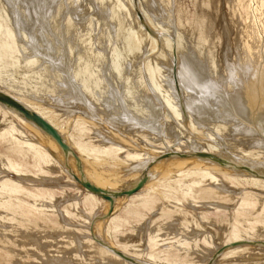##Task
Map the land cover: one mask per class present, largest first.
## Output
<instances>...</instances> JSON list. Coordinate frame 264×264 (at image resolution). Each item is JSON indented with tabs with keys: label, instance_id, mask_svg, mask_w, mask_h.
I'll use <instances>...</instances> for the list:
<instances>
[{
	"label": "bare ground",
	"instance_id": "obj_1",
	"mask_svg": "<svg viewBox=\"0 0 264 264\" xmlns=\"http://www.w3.org/2000/svg\"><path fill=\"white\" fill-rule=\"evenodd\" d=\"M143 1L144 8L136 3L140 14L134 10L132 15L124 0H83L77 9L81 0H0V93L45 120L67 146L0 100V139H12L18 131L21 136L13 148V158L21 161L15 177L8 176L12 169L5 165L10 153L4 160L0 154V264H264V0H225L230 25L218 28L221 0H188V8L183 0ZM94 4L96 12L88 14ZM152 16L173 28L190 27L193 34L186 36L196 37V46L192 41L183 45L184 33L174 41L179 55L174 77L163 75L165 56L156 58L161 51L171 55L167 40L172 43L173 36ZM175 124L189 138L180 136V144L167 147L162 139L175 142L168 129ZM245 145V150L238 147ZM75 151L87 155V161ZM45 176L83 186V204L73 206L88 213L90 218H82L91 231L59 227L54 197L29 181ZM85 184L116 195L119 203L126 198L121 215H114L112 200ZM229 184L247 189L237 199L238 194L220 191H233ZM193 185L217 193L219 200L211 205L218 208L238 200L227 219L198 214L215 231L183 224L182 233L170 228L161 235L150 228L155 218L133 224L137 219L130 213L144 216L159 199H176L182 214ZM101 205L102 215L94 216ZM243 206L252 211L246 214ZM159 219L174 220L169 213ZM54 224L69 235L48 234ZM121 224L135 228L126 245H117L112 236ZM144 228L146 240L141 238ZM20 230L43 234L52 251L47 254L39 239ZM28 238L27 244L18 241ZM57 238L68 240L52 245ZM225 243L229 247L220 249ZM27 247L37 253L21 256L15 250ZM82 249L89 251L91 262L84 261Z\"/></svg>",
	"mask_w": 264,
	"mask_h": 264
},
{
	"label": "rangeland",
	"instance_id": "obj_2",
	"mask_svg": "<svg viewBox=\"0 0 264 264\" xmlns=\"http://www.w3.org/2000/svg\"><path fill=\"white\" fill-rule=\"evenodd\" d=\"M135 0H127V1H125L124 0V2H123V4L126 6V4L128 3H131V4H127V8L129 9V12H130V10H131V14H132V12H134L133 14H140L138 11L140 10V8H139V6L141 5V7H143L144 8V3H145V1H143V0H137L138 2H134ZM141 1H143V2H141ZM81 3H82V5H84L85 3L83 2V0H81V2H77V4L76 5H78V6H74L73 8L74 9H77V7L78 8H80V6L79 5H81ZM84 3V4H83ZM136 3H138V5L136 6ZM135 4V5H134ZM183 4H184V6L185 7H187L188 8V6L190 7V3H189V1L188 0H183ZM81 5V6H82ZM95 5V4H94ZM135 6L134 8H133V6ZM130 6V7H129ZM139 9H138V8ZM218 7H219V9H220V18L217 20V28H218V26L220 27V25L222 24V26H225L226 25V23L228 24V25H230V17H229V9H227V5H226V2H225V0H221V1H219L218 2ZM69 7L67 6V9H68ZM93 8V11H91L92 9L90 8V10L89 11H91V12H89L88 14H90V13H94V12H96L95 10H96V8H98V6L97 5H95V8H94V6L92 7ZM132 8V9H131ZM136 8H137V10H136ZM164 8V7H163ZM88 10H86V12H88ZM98 10V9H97ZM137 12V13H135V11ZM164 10H165V12H166V14H167V17H168V20L169 21H171L172 20V15H170L169 16V11L167 10V9H165L164 8ZM197 10H198V8H197ZM151 13V12H150ZM132 14V15H133ZM152 15H154L153 13H151ZM198 14H199V12H198ZM154 19H157L160 23V25L161 26H163V29H166V31L167 32H169V33H171V35L173 36L172 37V40H173V42L175 41H178V37L179 36H183V33H184V42L182 41V43H183V45H186V43L188 44L189 42H191L192 41V43L196 46L198 43H196L195 41H196V37H195V41H194V39H192V37L191 38H189L190 36V33H192L193 32V30L190 28V27H187V26H185V27H181L180 25H178V24H176V26H180V29H179V27L177 28L176 26H174V28H173V26H171V25H169V24H166V22L163 20V18H158L157 16H152ZM226 22V23H225ZM221 23V24H220ZM225 23V25H223ZM167 27H166V26ZM169 25V26H168ZM164 26H165V28H164ZM172 28H171V27ZM176 27V28H175ZM169 28V29H168ZM145 29V28H144ZM145 31H146V29H145ZM147 32V31H146ZM179 34H181V35H179ZM186 34L189 36H186ZM193 34V33H192ZM232 36H234V30H233V28L231 27V33H230ZM143 35H145V33H143ZM178 35V36H177ZM187 38V39H186ZM230 39H233V37H231ZM186 40V41H185ZM168 41V46H171L172 45V49H170V50H172V52H171V55H168L167 53H164L163 51H161L160 52V55H159V57H156V58H161L160 56L161 55H163V56H165V58L164 59H162L163 60V65H162V71H163V75H164V77H172V74H173V77L175 76V74H174V72L175 73H179V69H178V64H177V61L179 60V55H178V53L176 52V50H177V44L175 45L173 42L171 43V41L170 40H167ZM222 41H227L226 40V38L223 36V38H222ZM159 42H161V40H159ZM169 42H170V45H169ZM195 42V43H194ZM147 44V45H146ZM145 45H144V48L146 47V48H148V44H149V42H147ZM160 44V43H159ZM166 44V43H165ZM164 44V45H165ZM192 44V45H193ZM145 48V49H146ZM171 48V47H170ZM163 53V54H162ZM222 55H224V53L222 52V50H221V46H220V44H219V46H217V52H216V56H217V59H218V61L219 62H221V58H223L222 57ZM162 56V57H163ZM170 74V75H169ZM15 121V123H18V121L17 120H14ZM1 122L3 123V119L2 118H0V129L2 128V125H1ZM86 123H88V124H90L89 122H86ZM20 126V128L21 129H23V127H22V125L21 124H19ZM180 127H181V125L180 124H178ZM177 125V126H178ZM180 127H176V124L175 125H173V127H172V125H170L169 127H168V129L169 130H171V133L174 135L175 134V137H176V139H175V142H177V144L174 142V139L173 140H171V138L169 139V140H167V143H169V145H167V143H166V140L165 139H162V143L165 145V146H172V145H178V144H180L181 143V140H183L184 138H185V141H186V136H187V138H189L188 137V135L189 134H187L186 132H185V130L183 131V129L182 128H180ZM171 128V129H170ZM178 128V129H177ZM14 130L15 131H17V129H15L14 128ZM180 130H181V134H180ZM1 131V130H0ZM182 131H183V135H182ZM174 132V133H173ZM19 133V134H18ZM185 133V134H184ZM183 137V138H181V137ZM19 137H21L20 136V132L18 131V132H16L15 133V136H14V138H12V139H9V138H7V137H2L1 139H0V154H1V157H2V160H4L5 158V156L6 155H8V153H10L9 154V156H10V160H6L5 159V162H6V167L7 168H11L12 169V171H10V173H8V176H10V177H15V173H17V171H19V169L18 168H16V164H18L19 162H21V161H19V160H16V158H13L15 155H14V150H13V148L15 149V142L17 141V140H20V138ZM74 136L73 135H71L70 136V138L71 139H73V140H75L76 138H73ZM18 138V139H17ZM181 138V140L179 141V139ZM167 139V138H166ZM136 140V139H135ZM164 140V141H163ZM171 142H172V145H170L171 144ZM174 142V143H173ZM179 142V143H178ZM70 143V146L71 147H73L74 145H73V143H71V142H69ZM78 143H79V140H78ZM80 144V143H79ZM232 144V143H231ZM234 145H235V143H233ZM239 148L241 147V149H246L247 148V145H245V147H242V146H238ZM75 153H76V155H77V157H78V159L79 160H81V161H83V162H86L87 161V158H88V156L87 155H85V154H83V153H81V152H76L75 151ZM13 155V156H12ZM87 158H86V157ZM120 157H122V155L120 156ZM110 160H111V163H110ZM4 162V163H5ZM112 159H109L108 160V163L109 164H111V165H113L112 164ZM1 164V163H0ZM12 172V173H11ZM14 172V173H13ZM2 176V175H1ZM12 177V178H13ZM44 179H42V178H40V177H29V181L31 182V183H33V184H35V185H40V187H42L43 189H45L44 191H45V193L47 194H49L51 197H54L53 199H52V203L53 204H57L59 207V211H60V218L58 219V221H60V225H59V227H66V226H68V224H70V225H75L76 227H78V228H82V230L83 231H85V232H88V231H91L90 230V228H92V227H90V228H88L87 226H85V224H87V222H85L88 218H90L89 217V215H88V213H83V212H81L80 210H78V209H76L74 206H73V204L75 203V204H79V203H82L83 204V197H84V188H83V186L80 184V183H65V179H63V177L62 176H56V177H50V176H45V177H43ZM208 180V179H207ZM176 181H178V179H176ZM209 183H206V185H208ZM216 183H214V185H215ZM205 185V186H206ZM24 187V186H23ZM27 188H29V189H32V188H30L29 186L27 187ZM197 188V189H196ZM199 188V189H198ZM229 188H231V189H233V191H231V192H229V190L228 189H220V191L222 192V193H225L226 195H228V194H238V193H240V192H245L246 190L245 189H247L246 187H244L243 185H237V186H234L233 184H229ZM59 189H62L63 191L61 192V191H58ZM195 189V190H194ZM76 190H78V191H76ZM194 190V191H193ZM208 190V191H207ZM203 189V187H199V186H195V185H193L192 186V188H191V190H190V194H189V197H187V199H185V206H184V211L185 212H183L182 214H181V212H179V215H178V211H180V209H179V206H176L175 204H178V203H176L175 201H177L176 199H174V201L172 200V199H170L169 201H168V199H166V200H161V199H159L158 201H156L155 202V205L154 204H152V207H151V210H150V212H148L147 214L145 213V215L143 216V214L142 213H137L136 211V213L134 212V213H130V214H132V217L134 218V219H137V220H135L134 221V223L133 224H136L137 226H140V224H142L145 220H148V221H150L152 218H155V220L152 222L153 224H151V227L150 228H152V230L153 229H155V231L157 230V229H160V234L161 235H165L166 234V231L167 230H165V229H170V228H174V229H177L176 230V232L177 233H182L183 232V229H184V226H183V224H185V225H188V226H190V227H192V228H196L195 227V225L194 224H197V226H199V228L202 230L203 228L202 227H206V228H208V227H210V228H212L210 231L211 232H213V231H215V229H216V226H213V225H209L208 223H206L205 221H203V220H201L200 219V221H199V216H198V214L199 215H201V214H203V213H207V214H210V215H213V214H215L214 216H218L217 214H220L221 216H223L225 219H227L228 218V213L230 212V211H232V209H233V207H238L237 205H238V200H227L226 202V206L225 207H222V208H218V206L217 205H211V203H213V202H215V201H217V200H219V196L217 195V193H215V192H213L212 191V189L210 190V189ZM245 190V191H244ZM255 191H256V189H254ZM193 191V192H192ZM196 191V192H195ZM200 191V192H199ZM78 192V193H77ZM209 192H210V194H209ZM203 194H204V196H203ZM207 194V195H206ZM198 195V196H197ZM210 195V196H209ZM201 196V197H200ZM206 196H209V198L208 197H206ZM211 197V198H210ZM240 197V194H238L237 195V199ZM200 198H202V199H200ZM22 200H24L25 202H28V200H26L25 198H21ZM110 200H112V202H111V207H112V210H115L116 208V210H115V212H114V215H121V212H122V208L124 207V205H126L127 203H128V201H126V198H125V200L121 203H119V197H117L116 195H114L113 196V198L112 197H110L109 198ZM192 199V200H191ZM197 200V201H196ZM202 200V201H201ZM121 201V200H120ZM136 197L135 198H133V199H131L130 200V205H132V204H135L136 203ZM181 203H179L178 205H180ZM197 204V205H196ZM168 205V206H167ZM178 208V209H176V207ZM83 207V206H82ZM169 207V208H168ZM64 208H68L69 209V211H70V214H64L63 213V209ZM105 208H107V207H105ZM104 208V209H105ZM101 209H103V206L101 205V206H99V212H97V214L96 215H94V216H96L97 217V215L99 216V214H101L102 215V212H100L101 211ZM218 209V210H217ZM242 209V211L243 212H245L246 214H249L251 211H252V209L251 208H249V210H248V208L247 207H242L241 208ZM106 210V209H105ZM217 210V211H216ZM107 211V210H106ZM187 211H190V213L188 214V212ZM133 212V211H132ZM167 213H169V214H171V216L174 218V220H171V221H161V219H159V217H161L162 215H165V214H167ZM191 215H196V216H194V217H196L197 219H198V221L196 220V219H193V217H191ZM82 216H86L87 217V219H86V217H84V218H82ZM128 216H129V214H128ZM143 216V217H142ZM198 216V217H197ZM101 218V217H100ZM144 218V219H143ZM159 219V220H158ZM142 220V221H141ZM157 220V221H156ZM56 222V221H55ZM57 223V222H56ZM83 223V224H82ZM168 224V225H167ZM54 225H56L57 226V224H54ZM78 225V226H77ZM153 225H155V226H153ZM204 225V226H203ZM56 226H54L53 228H54V230L53 231H50V233H48V234H51V236H59V235H63V237L64 238H66L69 234L67 233V232H65V231H63L61 228H59L58 226L56 227ZM157 226V227H156ZM130 229H132V230H130ZM93 230V229H92ZM130 230V232H128ZM147 229L146 228H144L143 229V236L141 235V238L142 239H147ZM101 232V233H100ZM99 233H100V235H101V237L103 238V240H104V231L102 232V230L100 231ZM106 232V231H105ZM135 232V228H130V227H128L127 225H125V224H121V225H119V227H118V229H117V231L115 232V233H112V236L113 235H115V236H113L114 238V241H115V243L117 244V245H126L127 243H129V241L131 240V236L130 235H132L133 233ZM67 233V234H66ZM20 234H22V235H25V234H27V235H29V234H31V236H33V238H36V239H39V242L38 243H40V245L42 246V248L45 250V252L48 254L49 252L48 251H52V250H50L49 248H47L46 246H47V243L46 244H44V242L41 240V237L43 236V234L41 235V237L40 236H37L38 234H36V232H25V231H23V230H20ZM260 234L264 237V232H260ZM104 237H103V236ZM20 236V235H19ZM68 238H72L71 236L70 237H68ZM120 239H121V241H120ZM67 240L68 239H60V238H57L56 239V241L55 242H52V245H54V244H56V242L57 243H59V245L58 246H60V245H62V244H65L66 242H67ZM123 240V241H122ZM18 241H19V243H25V244H27V243H29L30 241H31V239L30 238H28V239H18ZM119 243V244H118ZM224 245H227V243H225V244H223L222 246H221V248L220 249H222V250H224V249H226V248H228L229 246L227 245V246H224ZM16 250V252H17V254H20L21 256H24V255H26V254H29V255H33V254H35V253H37L36 252V250L35 249H33V248H30V247H27V248H25V249H20V248H18V249H15ZM70 250H71V252H72V250L73 249H69V252H70ZM74 250H76V249H74ZM82 250L84 251V252H82ZM81 250V253H82V257L85 255V257H83L85 260L84 261H86V259H87V262L86 263H88V261L89 262H91L92 261V259H90L88 256H91V255H89V251L88 250H85V249H82ZM218 249H216L214 252V254H216L218 251H217ZM217 251V252H216ZM87 253V254H86ZM220 253L221 252H219L216 256L217 257H219L220 256ZM50 256L51 255H53V256H56L57 254L56 253H53V252H51V254H49ZM87 255V256H86ZM82 258V259H83ZM47 261H48V263L50 262L49 261V259H47ZM64 261L63 260H58V261H53V262H51V263H49V264H62ZM214 262H215V260H214ZM213 262V263H214ZM34 263H35V261H34ZM68 263V262H67ZM71 264L73 263V262H70ZM36 264V263H35ZM73 264H84V263H79V262H76V263H73Z\"/></svg>",
	"mask_w": 264,
	"mask_h": 264
},
{
	"label": "water",
	"instance_id": "obj_3",
	"mask_svg": "<svg viewBox=\"0 0 264 264\" xmlns=\"http://www.w3.org/2000/svg\"><path fill=\"white\" fill-rule=\"evenodd\" d=\"M0 100L4 103H7L9 105H12L16 109H18L22 114H24L27 118L32 119L35 121L39 126H41L47 133H49L51 136L55 138V140L64 148L67 149V146L62 142L59 134L57 131L49 125L45 120H43L41 117H39L37 114L30 112L27 110L25 107H23L21 104L17 103L15 100H12L11 98L3 95L0 93ZM89 189L94 190L95 192H98L105 196L107 199L110 198L109 196L106 195L105 191L97 189V188H92L90 185L85 184Z\"/></svg>",
	"mask_w": 264,
	"mask_h": 264
}]
</instances>
